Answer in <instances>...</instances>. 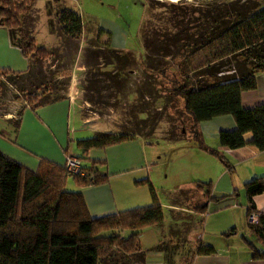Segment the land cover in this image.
<instances>
[{"label":"trees","instance_id":"16d2710c","mask_svg":"<svg viewBox=\"0 0 264 264\" xmlns=\"http://www.w3.org/2000/svg\"><path fill=\"white\" fill-rule=\"evenodd\" d=\"M33 1L0 0V23L9 27L12 42L22 47L30 60L26 71L0 68V90L4 73L20 76L30 70L34 58L30 57V48L33 49L31 54L36 53L45 59L49 57L47 48L35 46L34 37L23 38L28 40L25 44L17 35L22 26L21 14ZM151 1L162 5L165 2ZM206 1L211 3L214 0ZM217 2L206 7L173 3L178 10L170 8L172 15L168 11L167 21H173L177 30L166 29L153 37L148 36L146 62L159 63L169 55L184 54L183 58L190 57L198 63L199 69L204 64L210 70L209 75L198 73L192 84L174 74L170 78L169 93L171 97L183 100L184 111L192 122L189 132L192 143L215 155L230 168L226 155L203 140L199 123L217 115L232 114L237 127L220 130L221 144L235 148L252 143L264 149V102L253 107H245L242 103V93L256 88L257 74L264 71V0L262 3L261 0ZM59 22L67 35L83 31L82 15L71 7H65ZM99 31L105 32L102 28ZM103 45L114 51L109 55L108 63L115 61L113 59L120 61V49ZM225 58L229 63H223ZM223 65L231 67L224 70ZM28 95L25 101L35 106L64 96L42 100V92ZM248 132L252 133L251 138L246 136ZM132 137L101 131L78 138L76 143L87 154L91 148H105ZM82 170L84 174L71 175L65 165L48 159H42L38 169L32 170L0 150V254L9 257L14 264H99L101 252L112 246L124 252L140 249L142 229L161 224L165 218L152 183L149 179L137 181L150 184V204L93 217L83 193L66 189L67 178L73 176L80 186L105 182L108 176L94 166L84 168L82 165ZM245 186L249 216L256 210L254 195L264 191V177H256ZM198 187L204 191L206 202L202 208L205 209L211 197V181H199ZM259 212L257 222L250 221V224L264 240V211ZM124 229L133 231L124 236L121 233ZM196 251L212 253L215 248L201 242ZM254 256L264 257V250L254 248Z\"/></svg>","mask_w":264,"mask_h":264},{"label":"rangeland","instance_id":"374dc122","mask_svg":"<svg viewBox=\"0 0 264 264\" xmlns=\"http://www.w3.org/2000/svg\"><path fill=\"white\" fill-rule=\"evenodd\" d=\"M160 1L165 2L162 5L153 4L151 0H34L27 11L21 14L22 26L17 35L25 44L28 40L23 38L35 37L38 42H35V46L47 48L50 54L46 59L40 58L36 53L31 54L33 49L30 48V57L34 58L31 60L32 67L29 71L20 76L6 73L2 75L0 96H4V100L0 107L4 108L11 103L10 99L24 103L28 94L35 91L42 92V100L71 93L77 105L78 117L75 120L76 131L74 127L71 133L79 138L101 132L98 130L150 138L153 143L147 145L151 157L148 166H153L155 171L152 182L150 179L149 181L162 203L176 198L170 196L169 191L179 185L181 174L184 168H188L190 158L189 152L183 150L179 153L178 150L188 145L187 141H191L189 132L192 128L191 118L184 111L183 100L173 98L169 93L170 78L175 74L192 84L196 81L198 73L209 75L210 70L204 64L199 69L198 63L190 57L185 60L184 54L169 55L159 63L146 62V39L166 29L173 32L177 30L173 21H167L170 8L178 10L174 4L206 7L219 2ZM67 6L80 10L83 22L88 27L86 34L84 31L76 35L63 33L59 20ZM43 26H47L45 32ZM100 28L105 29V32L100 33ZM121 43L123 45H117ZM103 44L118 47L121 53L120 61L113 59L115 61L108 63L109 55L114 51ZM228 61L225 58L223 63H229ZM231 66L223 65V69ZM71 116L74 120V112ZM178 135L183 138L176 140ZM142 138L144 140V137ZM112 149L115 148H110L111 159ZM213 170L216 174L214 164ZM185 174L187 178H194L193 173L187 171ZM74 181L73 176L69 175L67 190H74ZM146 185L152 202L150 184L146 182ZM192 203L194 199L191 203L187 202L190 206ZM164 211L167 220L162 229L156 224L144 227L142 232L145 235L140 246L147 252L152 250L150 246L157 242L162 230L166 234L165 240H162V243H166L165 249L163 248L166 253L179 251L182 247L184 252L190 253L196 240L189 237V233L185 237L182 234L183 237L175 239L171 233L173 228H168L173 212L167 207ZM182 211L187 219L192 218V212ZM132 231L124 229L121 233L127 236ZM175 243L179 248H172ZM139 250L124 252L112 246L101 252L99 264H146L143 252ZM186 253L184 254L187 255ZM187 258L182 264H187ZM0 264L14 263L9 257L0 254Z\"/></svg>","mask_w":264,"mask_h":264},{"label":"crops","instance_id":"0c3cea01","mask_svg":"<svg viewBox=\"0 0 264 264\" xmlns=\"http://www.w3.org/2000/svg\"><path fill=\"white\" fill-rule=\"evenodd\" d=\"M43 30L45 32L47 26H43ZM83 31L85 34L88 31L84 22ZM29 65L30 60L22 47L12 42L9 27L0 23V68L17 72L26 71ZM3 100L4 96H0V104ZM10 102L4 108L0 107V150L3 153L32 170L38 169L42 159L64 165L66 154L71 153L81 157L84 168L94 166L106 173L107 181L99 184L79 186L74 181V190L83 193L93 217L151 203L146 182L137 183L142 179H150L152 182L155 170L153 166H148L151 157L147 145L153 143L150 138L136 135L105 148H91L84 154L76 143L79 137L71 133L74 127L76 131L75 120L78 118L77 105L71 93L38 106L13 99ZM261 102H264V71L257 74L256 88L242 93L245 107H253ZM236 127V119L232 114L217 115L199 123L203 140L226 155L230 168L191 141H187L189 144L178 150L179 153L183 150L189 152L188 170L184 168L179 185L169 191L170 196L176 198L163 201L162 206L173 212V218L168 223V228H173V237L178 240V237H185L189 233V237L196 240L195 245L190 253L184 252L183 247L179 251L166 253V243H162L166 234L161 230L159 238L156 234L157 242L150 246L152 250L147 252L140 246L139 252H143L146 264H182L187 256V264H264V257L254 256V248L264 250V240L250 224L245 186L246 182L256 177H264V149L252 143L235 148L222 145L220 130ZM246 136L251 138L252 133L248 132ZM182 138L178 135L176 140ZM119 145L124 147H113ZM110 148H115L112 149V159ZM95 161H98L97 164L92 165ZM213 164L216 166V174ZM187 171L193 173L194 178H187ZM199 181H211V197L205 209L202 205L206 198L203 190L198 187ZM193 199L194 203L188 205L187 202L191 203ZM254 202L256 211H264V191L254 195ZM182 210L192 212V218L187 219ZM166 220L165 213L164 221L156 225L162 229ZM144 235L141 232L140 243ZM201 242L214 246L215 251L198 253L196 249ZM173 247L177 249L179 245L175 243Z\"/></svg>","mask_w":264,"mask_h":264},{"label":"built area","instance_id":"2783aa9c","mask_svg":"<svg viewBox=\"0 0 264 264\" xmlns=\"http://www.w3.org/2000/svg\"><path fill=\"white\" fill-rule=\"evenodd\" d=\"M64 165L66 166L67 172L71 175H75L78 173L84 174V171L82 170L81 159L78 155L71 154V153L66 154ZM259 215H260V212L254 210L249 215V220L257 221L259 218Z\"/></svg>","mask_w":264,"mask_h":264},{"label":"bare ground","instance_id":"6f19581e","mask_svg":"<svg viewBox=\"0 0 264 264\" xmlns=\"http://www.w3.org/2000/svg\"><path fill=\"white\" fill-rule=\"evenodd\" d=\"M172 1H177V0H172Z\"/></svg>","mask_w":264,"mask_h":264}]
</instances>
